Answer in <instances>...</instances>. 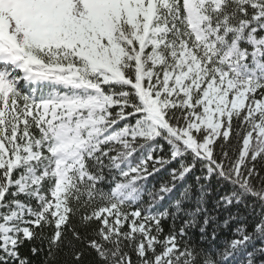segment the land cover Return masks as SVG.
I'll use <instances>...</instances> for the list:
<instances>
[{
	"label": "snow or ice",
	"instance_id": "obj_1",
	"mask_svg": "<svg viewBox=\"0 0 264 264\" xmlns=\"http://www.w3.org/2000/svg\"><path fill=\"white\" fill-rule=\"evenodd\" d=\"M0 264H264V0H0Z\"/></svg>",
	"mask_w": 264,
	"mask_h": 264
}]
</instances>
